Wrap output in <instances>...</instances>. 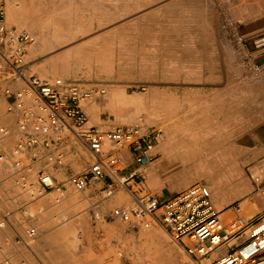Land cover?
Wrapping results in <instances>:
<instances>
[{
    "label": "rangeland",
    "instance_id": "rangeland-1",
    "mask_svg": "<svg viewBox=\"0 0 264 264\" xmlns=\"http://www.w3.org/2000/svg\"><path fill=\"white\" fill-rule=\"evenodd\" d=\"M87 1V6L63 7L65 11L73 10V15L53 25L63 28V32L54 35L48 34L52 25L47 18H22L40 5L33 0H0V11H4L7 25L26 28L35 35L27 56L28 73L50 79H78L105 87L86 106L92 124L107 129L142 120L162 129L152 150L154 158L137 165L136 178L130 183H119L115 195H107L105 186H101L94 197L91 185L77 192L67 182L85 166L84 161L75 162L73 155L66 158L67 168L56 170L59 180L65 183L64 192H27L12 174L11 165L0 163V211H15L13 221L17 228H23L19 223L26 221L24 227L43 230L29 240L43 264L54 261L51 252L41 249L36 242L59 227H63L61 241L67 247L62 264L92 260L104 263L110 250L117 264H197L162 227L133 229L110 214L105 215L122 204L136 205L134 195L166 199L197 182L211 186L215 203L224 216L228 211L231 216L251 217L264 210V181L254 180L255 176L264 180V147L248 134L251 129L254 134L257 130L260 133L263 125L264 65L235 46L230 28L223 21L217 31L223 42L182 40L197 37L199 30L213 33L212 26L198 23L200 15L207 13L213 17L215 11L220 12L210 0ZM41 4L48 5L46 1ZM165 37H172L173 41H160ZM98 54L103 60L101 64L95 60ZM248 118L253 121L245 128L242 125ZM15 119L0 90V126L16 129ZM215 128L232 131L227 145L233 147L236 155L231 165H225L219 157L223 170L219 182L204 177L209 168L183 172L163 167L164 145L173 134L189 144L183 135L192 133L198 141L216 134ZM15 140L11 134L1 142L2 148L10 151ZM125 163L128 164L126 159L120 165L124 167L123 173L131 170ZM25 173L28 185L36 182V169ZM236 179L240 183L235 186ZM30 193H34V199ZM245 199L254 200L255 214L246 215ZM0 264H4L1 258Z\"/></svg>",
    "mask_w": 264,
    "mask_h": 264
},
{
    "label": "built area",
    "instance_id": "built-area-1",
    "mask_svg": "<svg viewBox=\"0 0 264 264\" xmlns=\"http://www.w3.org/2000/svg\"><path fill=\"white\" fill-rule=\"evenodd\" d=\"M5 19L4 11H0V90L8 111L15 115L17 127L13 131L0 126V163L11 165L12 174L27 192H64L65 183L59 180L56 170L67 168L66 158L73 155L75 162L85 163L82 171L67 180L75 191H85L92 179L107 180V195H115L119 183L136 178L137 165L154 158L152 150L163 130L142 120L107 129L92 124L86 106L105 87L78 79H50L28 73L27 55L35 35L26 28L7 25ZM231 37L237 48L248 53L243 34L233 29ZM252 45L264 48V34L255 37ZM13 133L15 143L6 151L1 142ZM123 149L130 150L136 165L127 173L120 166L124 161L120 153ZM29 169L37 171L36 182L30 185L25 173ZM254 180L264 181L259 176ZM30 195L35 198L34 193ZM134 196L136 205L116 206L110 210V216L133 229L162 227L197 264H264V210L251 217H225L215 203L211 186L205 182H197L166 199ZM14 212L0 211V235L6 227L15 229ZM25 222L19 223L25 234L16 231L19 240L29 245L28 241L43 230L36 226L26 228ZM222 247L229 250L221 253ZM3 262L13 264L8 256Z\"/></svg>",
    "mask_w": 264,
    "mask_h": 264
},
{
    "label": "crops",
    "instance_id": "crops-1",
    "mask_svg": "<svg viewBox=\"0 0 264 264\" xmlns=\"http://www.w3.org/2000/svg\"><path fill=\"white\" fill-rule=\"evenodd\" d=\"M183 1V0H181ZM212 1L219 9L220 12H214L213 17L208 15L207 13L200 15L199 26L201 25H210L213 27V33L203 32V30H199L197 37H183V41H200V42H223V38L221 37L219 31L221 22L229 26L230 31L233 29H237L241 34H243L246 38V41L249 45L248 53L253 57L256 63H261L264 65V48L256 49L252 45V41L258 35L264 34V0H210ZM207 18L212 19V21L206 20ZM201 24V25H200ZM231 34V33H230ZM194 35V34H191ZM172 40L168 38H162L163 40ZM35 42V41H34ZM29 53V51H28ZM28 56V55H27ZM29 63V62H28ZM29 67V65H28ZM263 125L261 128V132L254 134L253 129L250 130L249 138L254 140H258L257 143L264 147V119ZM13 131L15 129H12ZM252 132V133H251ZM13 137L16 135L13 133ZM123 159H126L128 162V170L136 168V165L133 163V156L130 150H124L120 152ZM122 159V160H123ZM107 180L102 181H92L90 182V193L94 197L97 193V189L101 186H105ZM131 182V181H130ZM128 182V183H130ZM97 195V194H96ZM107 212V211H106ZM106 214V213H104ZM110 211L105 216H109ZM19 230V233L25 234L24 228L6 227L1 231V247L0 250V258L1 260L4 257L8 256L11 258L13 264H36L34 259L29 255L31 254L35 260L39 264H43L40 257L34 252V248H32L27 244H24L19 240L18 234L16 230ZM10 232V233H9ZM64 232L63 227L55 228L49 232V235L46 237L39 238L36 243H39L41 249L49 250L51 252L50 257L54 261V264H62V258L66 256L67 250L64 247V243H62V233ZM37 238V237H36ZM28 240V239H27ZM68 245V244H67ZM63 247V248H62ZM228 247H222L221 253L224 251H228ZM30 253H29V252ZM115 254L111 252V250L107 253V259L104 263L96 262V261H86L84 264H117Z\"/></svg>",
    "mask_w": 264,
    "mask_h": 264
},
{
    "label": "bare ground",
    "instance_id": "bare-ground-1",
    "mask_svg": "<svg viewBox=\"0 0 264 264\" xmlns=\"http://www.w3.org/2000/svg\"><path fill=\"white\" fill-rule=\"evenodd\" d=\"M33 1H35L36 4H40V5H42L41 1H46L48 5H42V6L39 5L35 11L23 15L22 18H25L28 21H38V20H41L42 18H47L50 21V25H52V28L51 27L49 28L50 29L48 33L49 35L59 34L61 31L63 32V28H57V27L53 28V25L54 24L57 25L58 22H62L64 21V19H68V16L70 17L73 15L72 14L73 10L65 11L63 8L64 6L68 4L87 6L89 4L87 0H33ZM146 1L149 2V0H146ZM17 3L18 2H16L15 4ZM19 14H22V13H19ZM111 19L113 18L111 17ZM42 20H45V19H42ZM101 39L105 40V37L104 39L103 38ZM103 46L104 45L102 44L101 47ZM95 60L97 61V64H101L103 61L101 59L100 54H98V56H95ZM251 121H253V119H250V118L246 119L245 123L247 124L244 123L242 126H245L246 128V125H247L249 127ZM214 130L217 132L216 134L212 135V137H204L202 139H199L198 141H196L197 139L194 138L195 136L192 133L183 135V139L187 140L189 144L184 141L182 142V139L180 140V137L178 134L176 135L173 134V136L170 137V140L164 145L165 159L162 164L163 167L167 169L169 168L168 171H173V169H177L183 172L185 171L191 172L192 170H195L198 168H202V169L209 168L208 172H206L204 177H207L208 180H211V181L218 180L219 182V180H221L222 178L221 176L223 173L222 165H221L222 163L221 164L219 163L220 159H222L225 165L226 164L231 165L233 160L236 158V155L234 154L235 150L233 149V147H230L227 145L228 139L231 137L232 131H230V129L223 131L220 128L219 129L215 128ZM237 149H240V148H237ZM219 157L221 158L219 159ZM239 183L240 182H238L237 179L236 181H234L235 186L238 185ZM128 199L129 197L125 195V200H128ZM243 209L246 215L251 216L256 213L257 205L254 202V200L245 199L243 202ZM227 214L228 215L225 217H228L230 215L228 211H227ZM151 233H154V232H151Z\"/></svg>",
    "mask_w": 264,
    "mask_h": 264
}]
</instances>
